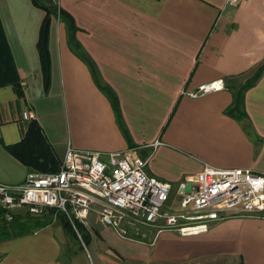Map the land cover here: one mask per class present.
Wrapping results in <instances>:
<instances>
[{"label": "crops", "instance_id": "1", "mask_svg": "<svg viewBox=\"0 0 264 264\" xmlns=\"http://www.w3.org/2000/svg\"><path fill=\"white\" fill-rule=\"evenodd\" d=\"M57 1L73 17L75 38L95 63L100 83L115 92L129 137L89 67L70 48L66 24L51 20L45 91L36 46L44 12L31 0H0L14 65L0 85L1 182L18 184L29 173L3 145L21 139L25 110L60 157L68 142L102 151L138 147L148 156L147 171L169 182L176 199L186 177L204 163L264 172V71L244 92L246 115L237 119L226 112L234 85L264 61V0ZM216 80L223 88L197 97L186 93ZM92 223L86 228L100 264H264V213L231 216L198 234L162 230L151 242L122 238L97 218ZM66 243L61 224L51 223L0 241V264H63ZM85 254L69 252L67 264H90Z\"/></svg>", "mask_w": 264, "mask_h": 264}, {"label": "built area", "instance_id": "2", "mask_svg": "<svg viewBox=\"0 0 264 264\" xmlns=\"http://www.w3.org/2000/svg\"><path fill=\"white\" fill-rule=\"evenodd\" d=\"M239 1L227 0L230 5ZM221 88L222 81L216 80L186 93L197 97ZM31 118L30 111L22 112L24 123ZM147 163L138 147L102 151L77 149L68 142L58 170L29 172L18 184L0 181V209L10 219L19 209L39 214L55 207L85 226L94 214L102 226L129 240L144 239L149 229L198 234L231 216L264 213V172L204 163L186 177L173 203L171 184L149 173Z\"/></svg>", "mask_w": 264, "mask_h": 264}, {"label": "trees", "instance_id": "3", "mask_svg": "<svg viewBox=\"0 0 264 264\" xmlns=\"http://www.w3.org/2000/svg\"><path fill=\"white\" fill-rule=\"evenodd\" d=\"M31 2L44 12L36 44L44 90H48L51 78V62L48 49L49 29L52 18L58 17L67 26L70 48L89 67L93 79L108 97L119 127L128 138L129 135L121 118L117 96L110 87L100 83L95 63L75 38L77 26L73 17L59 6L57 0H31ZM13 66L11 53L0 22V85L5 82L3 81V74L10 69L13 70L11 68ZM263 71L264 61L255 66L245 80L234 85L235 87L232 91L233 99L231 105L226 110L227 113L237 119H242L246 115L244 111V92L259 80ZM12 85L16 94L22 96L20 82H12ZM25 124L26 127L23 130L21 139L12 144L4 143L5 149L23 163L29 172H54L58 170L61 157L47 140L39 122L35 118H31ZM255 138L258 139L256 135ZM130 147H134V145ZM53 217L61 224L63 230L68 235L86 246L90 243L91 234L86 226L77 221L72 222L63 212L57 210L55 207H45L39 214L30 213L27 209L23 208L13 213L10 219L4 216V209H0V241L34 233L38 229L51 224ZM149 230L154 231L152 229Z\"/></svg>", "mask_w": 264, "mask_h": 264}, {"label": "rangeland", "instance_id": "4", "mask_svg": "<svg viewBox=\"0 0 264 264\" xmlns=\"http://www.w3.org/2000/svg\"><path fill=\"white\" fill-rule=\"evenodd\" d=\"M175 195L176 194H175V190L173 187L171 194H170V202H173V203L176 202L177 199H176ZM89 218L90 219L88 220L86 227L90 228L92 226V224L93 225L95 224V222L92 223V221H93V219L95 220L96 217L94 216V214H91ZM52 223H59V222L55 219V217H53ZM146 233H147L146 234L147 236L144 239H142L141 241L151 242L154 239L155 235L157 234L155 231H151V230H146ZM79 249L83 250L84 254L85 253L87 254V252H88L87 257L90 261V264H100L99 260L97 259V253L95 252L93 245H90V243H89L86 246L82 242H80L77 239H74L73 237H71L68 234H67V243L65 245H63V248H62L61 260H62L63 264L68 263L69 257H70L69 252H73V251L79 250Z\"/></svg>", "mask_w": 264, "mask_h": 264}]
</instances>
